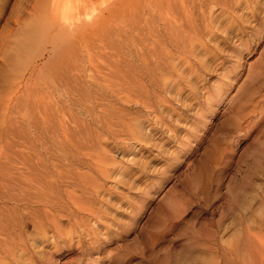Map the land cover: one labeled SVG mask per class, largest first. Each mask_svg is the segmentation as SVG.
<instances>
[{"label": "rangeland", "instance_id": "374dc122", "mask_svg": "<svg viewBox=\"0 0 264 264\" xmlns=\"http://www.w3.org/2000/svg\"><path fill=\"white\" fill-rule=\"evenodd\" d=\"M110 1L0 0V50L4 36L13 41L45 11L39 44L13 72L10 103L1 98V152L12 149L10 119L32 103L21 86L26 77L40 82L46 61L69 53L68 42ZM257 6L244 29L258 33L240 43L230 30L232 43L221 48L219 38L240 12L220 4L219 44L211 43L204 66L196 61L197 69L182 70L165 101L152 104L148 136L108 139L115 162L92 172L93 189L76 191L75 213H58V233L49 224L45 233L27 227L37 237L27 239L23 258L9 256L7 264H264V0Z\"/></svg>", "mask_w": 264, "mask_h": 264}, {"label": "bare ground", "instance_id": "6f19581e", "mask_svg": "<svg viewBox=\"0 0 264 264\" xmlns=\"http://www.w3.org/2000/svg\"><path fill=\"white\" fill-rule=\"evenodd\" d=\"M260 1L111 0V6L89 18L88 23L85 20L87 25L80 27L75 39L67 41L71 54L57 53L47 58L40 82L33 83L30 76L26 77L21 86L32 103L27 105L25 101V114L10 119L11 152L0 149V264H7L9 256L24 257L25 242L34 238L27 227L32 226L33 233L48 232L50 226L58 230V213L73 212L71 205L79 198L76 191L93 189L92 172L106 170V165L114 161L112 152L106 149L108 139L148 136L145 117L154 111L152 104L165 101L183 69H197L196 61L204 66L206 56L213 52L210 45L224 13L220 4L240 12L235 13L239 22L230 19L219 38L222 48L226 42L232 43L230 30L237 32L240 43H249L248 39L258 33L254 26L245 30L244 24L254 18ZM41 10L39 20L26 22L13 41L4 36L7 44L0 50V100L3 97L5 103H10L15 89L13 72L23 65L21 58L29 57L43 35L45 11ZM230 52L234 54L235 50ZM134 105L144 112L133 110ZM161 108H166L165 104ZM182 144H186L182 148L185 151L188 144Z\"/></svg>", "mask_w": 264, "mask_h": 264}]
</instances>
